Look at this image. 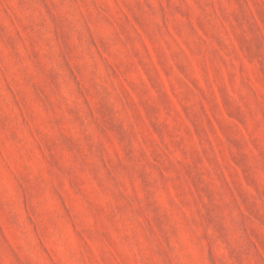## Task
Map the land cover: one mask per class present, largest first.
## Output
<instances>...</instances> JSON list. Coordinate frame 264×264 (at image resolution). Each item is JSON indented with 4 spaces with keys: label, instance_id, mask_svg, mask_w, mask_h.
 <instances>
[{
    "label": "rangeland",
    "instance_id": "rangeland-1",
    "mask_svg": "<svg viewBox=\"0 0 264 264\" xmlns=\"http://www.w3.org/2000/svg\"><path fill=\"white\" fill-rule=\"evenodd\" d=\"M0 264H264V0H0Z\"/></svg>",
    "mask_w": 264,
    "mask_h": 264
}]
</instances>
